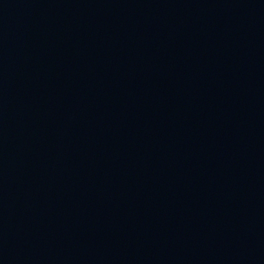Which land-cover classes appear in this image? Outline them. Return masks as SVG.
<instances>
[{
	"label": "water",
	"instance_id": "obj_1",
	"mask_svg": "<svg viewBox=\"0 0 264 264\" xmlns=\"http://www.w3.org/2000/svg\"><path fill=\"white\" fill-rule=\"evenodd\" d=\"M264 45V0H0V229Z\"/></svg>",
	"mask_w": 264,
	"mask_h": 264
}]
</instances>
